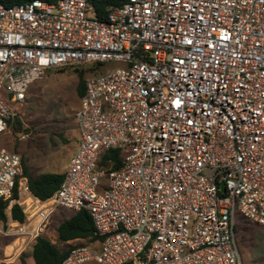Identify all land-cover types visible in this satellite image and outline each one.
Returning a JSON list of instances; mask_svg holds the SVG:
<instances>
[{"label": "built area", "instance_id": "built-area-1", "mask_svg": "<svg viewBox=\"0 0 264 264\" xmlns=\"http://www.w3.org/2000/svg\"><path fill=\"white\" fill-rule=\"evenodd\" d=\"M66 66L96 67L78 146L44 200L0 148V202L18 187L26 214L0 234L33 244L57 208L87 209L101 238L62 264H242L236 214L264 226V0H127L104 19L88 0L0 2V134Z\"/></svg>", "mask_w": 264, "mask_h": 264}, {"label": "rangeland", "instance_id": "rangeland-1", "mask_svg": "<svg viewBox=\"0 0 264 264\" xmlns=\"http://www.w3.org/2000/svg\"><path fill=\"white\" fill-rule=\"evenodd\" d=\"M109 66L117 65L110 63ZM75 67L50 69L33 82L25 100L13 106L16 117L22 123L21 131L14 132L9 127L0 134V148L18 151L33 176L44 172H63L73 150L79 127L75 113L80 106ZM89 74L91 72L87 71L85 77ZM73 213L74 210L69 208H57L42 235L61 248L91 244L79 239L68 242L59 240L58 225ZM235 238L242 264H264V226L238 212L235 217ZM22 259L27 264L34 263L32 243L23 242L19 236L0 234V262L23 264Z\"/></svg>", "mask_w": 264, "mask_h": 264}, {"label": "trees", "instance_id": "trees-1", "mask_svg": "<svg viewBox=\"0 0 264 264\" xmlns=\"http://www.w3.org/2000/svg\"><path fill=\"white\" fill-rule=\"evenodd\" d=\"M31 0H0L5 5H14L18 3H25ZM51 3L58 2L59 0H45ZM127 0H88L90 4L94 6L98 18H106L108 12L113 7L122 5ZM75 71L78 76L77 93L81 98L85 92V73L90 71L96 72V67H75ZM22 123L16 115L10 123V128H13L14 132L21 131ZM107 156H112L119 160V152L117 150H109ZM23 175L27 181V188L31 195L40 199H47L50 197L61 185L65 172H44L37 176H33L27 169L23 159ZM19 189L16 187L13 195V199L16 200L11 205L10 212L8 207L10 200H2L0 202V221L4 224L7 223L10 217L20 222L26 221V214L23 211V205L18 203ZM58 238L62 242H68L70 240H85L91 244L101 238L97 232L93 222V219L87 209H80L73 213L70 217L63 220L57 227ZM81 244V245H91ZM72 245L66 248H61L57 243L52 242L50 239L43 235H39L32 244V257L34 264H62L69 253ZM23 264H27L22 259ZM0 264H8L6 262H0Z\"/></svg>", "mask_w": 264, "mask_h": 264}, {"label": "crops", "instance_id": "crops-1", "mask_svg": "<svg viewBox=\"0 0 264 264\" xmlns=\"http://www.w3.org/2000/svg\"><path fill=\"white\" fill-rule=\"evenodd\" d=\"M78 138H79V127H78V131H77V134H76V137H75V140H74L73 150H72V152H71V154H70V157L73 155V153L75 152V150H76V148H77V146H78ZM70 157H69V159H68V161H67V163H66V165H65V169H64L63 172H65V170H66V168H67V165H68V162H69V160H70ZM27 194H28V193H27ZM25 198H26V201H27V200L29 201V197H28V196H26ZM74 212H76V211H74ZM33 264H34V263H33Z\"/></svg>", "mask_w": 264, "mask_h": 264}, {"label": "water", "instance_id": "water-1", "mask_svg": "<svg viewBox=\"0 0 264 264\" xmlns=\"http://www.w3.org/2000/svg\"><path fill=\"white\" fill-rule=\"evenodd\" d=\"M223 186V189L225 188V186L224 185H222Z\"/></svg>", "mask_w": 264, "mask_h": 264}, {"label": "bare ground", "instance_id": "bare-ground-1", "mask_svg": "<svg viewBox=\"0 0 264 264\" xmlns=\"http://www.w3.org/2000/svg\"><path fill=\"white\" fill-rule=\"evenodd\" d=\"M26 199V198H25ZM13 258H14V256H13Z\"/></svg>", "mask_w": 264, "mask_h": 264}]
</instances>
